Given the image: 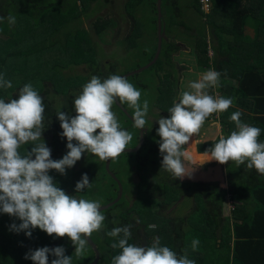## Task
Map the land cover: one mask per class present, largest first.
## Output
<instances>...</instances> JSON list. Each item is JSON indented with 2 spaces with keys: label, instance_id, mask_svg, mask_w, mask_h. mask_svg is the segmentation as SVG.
Here are the masks:
<instances>
[{
  "label": "trees",
  "instance_id": "trees-1",
  "mask_svg": "<svg viewBox=\"0 0 264 264\" xmlns=\"http://www.w3.org/2000/svg\"><path fill=\"white\" fill-rule=\"evenodd\" d=\"M112 3V0H0V17L7 18L9 14L16 17V23L11 26L7 19L0 21V33L6 37H0V74L13 85L10 89L0 88V99L7 102L18 98L19 89L32 84L43 97L45 128L42 138L51 149L53 160L61 159L68 151L67 139L61 136L63 130L57 111L74 117V99L94 75L101 80L112 74L127 78L141 91V103L148 99L150 109L154 105L160 115L170 117L168 109L172 107L179 88L178 72L172 59L177 51L172 48L175 44L173 39L180 27L192 31L196 25L199 28L194 39L193 56L198 70L211 68L221 72L220 87L210 90V94L232 98L234 103L228 111H241V121L259 127V140L264 142V0H244V3L241 0H210L207 12L201 10L199 0H126L124 10L132 20L130 33L125 38L127 53L123 58H117L113 65H108L107 71L101 72L102 56L92 46L82 28V21ZM87 9L88 14H83ZM108 25V22L96 19L94 29L100 34ZM206 38H210L207 43L204 41ZM158 39L160 51L157 60L162 70L171 75V79L161 82L154 75L155 64L131 70L135 55L149 58V62L153 60ZM208 49L212 51L211 59L206 56ZM77 68H82L84 74L74 73ZM140 73L150 74L151 80L146 85L139 82L137 75ZM59 98L63 100L57 102ZM113 108L126 121V124L122 123L126 128L121 126L122 129L129 132L135 129L132 135L135 148L118 157L121 162L126 159L123 162L129 164L131 174L132 168L133 172L142 173L141 176L149 174L154 188L158 186L164 190L167 202L170 198L173 201L177 199L176 192L186 195L188 189L184 186L182 191H177V181L185 184L161 168L160 137L152 123L146 119L145 128L139 130L132 126L133 109L118 101ZM116 111L113 112L116 114ZM147 115L157 118L150 111ZM220 126L221 134L225 136L236 130L225 123H220ZM154 135L158 144L152 141ZM217 140L197 145V153L205 154ZM31 147L23 145L19 151L23 155ZM186 147L189 160H198L200 156L193 146L187 144ZM115 160H105L100 164L99 157L84 153L72 168L66 169V174L49 171L54 182L66 194L109 203L102 208L106 217L104 227L93 232L88 239L84 257L75 256L74 245L67 236H49L39 228L32 230L31 237L23 231H11L10 226L13 223L19 225L21 221L0 212V264H33L24 258L25 254L45 246H63L65 255L72 256V264H112V258L121 250L111 247L116 238L109 237L107 232L128 224L132 225L129 243L135 244L141 231L144 246H151L158 237L161 246L170 247L178 255L186 253L196 264H264V175L258 174L254 168L248 169L246 164L237 166L232 161L223 164L231 178L227 190L213 186L196 192L195 196L200 199L197 207L202 208V221L190 219L192 211L171 225L170 221L159 216L157 222L152 213L140 209L138 201L143 203L142 197L138 198L140 194L132 196L136 219L128 214L130 210L122 200L126 185L120 178L123 175L112 167ZM84 173L92 187L76 193L75 185ZM168 179L175 191L167 190ZM137 187L135 189L139 190ZM228 195L234 196V211L222 218ZM149 225L156 227L150 228ZM194 238L200 241L196 251L191 247ZM54 258L49 255V264Z\"/></svg>",
  "mask_w": 264,
  "mask_h": 264
},
{
  "label": "clouds",
  "instance_id": "clouds-1",
  "mask_svg": "<svg viewBox=\"0 0 264 264\" xmlns=\"http://www.w3.org/2000/svg\"><path fill=\"white\" fill-rule=\"evenodd\" d=\"M199 4L205 12L210 8V0H199ZM5 19L10 26L16 23V17L12 14L7 18L0 17V21ZM220 78L221 72L215 69L202 72L198 79L189 82L188 90H182L173 101V106L168 109L170 117H160L157 121L161 168L176 180L192 177V169L185 164L189 157L184 146L194 134L200 132L210 116L223 113L233 106L232 98L218 93L210 94V90L220 87ZM12 87V82L0 74V88ZM117 101L134 110L133 126L144 129L150 102L144 99L141 103V91L120 75L112 74L103 80L94 75L74 99V117L57 111L63 130L61 136L67 139L68 151L61 159L53 160L51 149L42 138L45 128L43 97L32 84L20 88L18 98L7 102L0 99V212L21 221L19 225L13 223L11 231H23L31 237L32 230L39 228L49 236H67L74 245L75 256H85L88 239L93 232L104 227L106 217L102 211V201L78 199L66 194L54 182L49 171L66 174V169L72 168L84 153H92L105 161L115 160L125 152L133 137L132 133L121 128L112 111ZM241 116L239 110L231 114L230 120L234 122L236 130L227 136L221 134L205 154L220 164L229 161L237 166L246 164L248 169L254 168L258 174L264 175V142L259 140L261 129L242 122ZM23 145L32 147L22 155L19 150ZM224 173L222 184H210L218 189V186L227 184L225 170ZM180 183L188 187L192 182L180 180ZM91 187L92 183L84 173L76 183L75 191L79 193ZM223 208L229 214L234 211V196H227ZM131 228L132 225L128 224L107 232L109 237L116 238L111 247L121 250L112 258V264H196L186 253L178 255L170 247L161 246L158 237L151 246L129 243ZM199 244V239L194 238L192 250L196 251ZM49 255L55 257L51 264H72V256L65 255L63 246L29 250L24 258L30 259L33 264H49Z\"/></svg>",
  "mask_w": 264,
  "mask_h": 264
},
{
  "label": "rangeland",
  "instance_id": "rangeland-1",
  "mask_svg": "<svg viewBox=\"0 0 264 264\" xmlns=\"http://www.w3.org/2000/svg\"><path fill=\"white\" fill-rule=\"evenodd\" d=\"M113 3L112 5H109L107 7H104L103 10H101V12H99L98 14L89 17L87 19H83L82 21V28L86 31L87 35L89 36V40L92 44V46L95 48V51H97V54L101 55L102 58H100V71H107L108 69V65H113L114 63H116L117 58H123L127 51H125V47H126V42H125V38L127 37V35L130 33L131 30V26H132V20L129 18V16H127L125 10H124V5L126 3V0H112ZM242 3H244V0H241ZM89 9H87L86 11L83 12V14H88ZM96 19H101L104 22H108V26L100 33L97 34L96 30L94 29V22ZM198 25H196L192 31H186V29H184L183 27L179 28V32H177V36L173 39L174 43L173 44V49H177V51L173 54L172 59L174 64L176 65V70L178 72V81L180 80V75L182 73L185 72V70H187V67L185 66V61L187 59V55H189V57H193V48H194V39L195 37L198 36ZM0 35H2L0 33ZM0 37H5V36H0ZM6 38V37H5ZM210 38H206L204 41L205 43L209 42ZM209 51V49L207 50ZM208 59L212 58V51L210 50L209 52H207ZM149 58H145V57H138V56H133L132 58V63H131V70H134L136 67L142 69L145 68L149 63ZM161 68V63L158 61L155 65V69H154V73H156L157 71L159 72ZM122 70V69H121ZM121 70H119L121 72ZM136 71V70H135ZM134 71V72H135ZM140 71V70H138ZM137 71V72H138ZM74 73H83L82 68H77L76 70L73 71ZM150 72H153L152 70H150ZM193 72L196 73H202L204 71L201 70H196L194 69ZM84 74V73H83ZM130 74V73H129ZM140 75V76H139ZM139 82L142 85H146L149 82L150 79V74L148 73H140L137 75ZM151 80V79H150ZM161 82V81H159ZM178 87H180V85H178ZM183 87V86H182ZM180 92V88H178V93ZM179 95V94H178ZM177 95L176 99L179 97ZM174 99V100H176ZM63 98H59L57 100V102L62 101ZM172 106H173V102H172ZM152 108L149 110L151 113H154L155 116H157V118L153 117V115H151L152 117H147L148 120L152 123V127L158 129L159 125H158V119L160 117H166L165 115H160L161 113L156 110L157 107H155L154 105L151 106ZM132 108H130L131 110ZM113 111H116L113 108ZM227 112V111H226ZM228 115L225 116V118H220V115L217 116H213L209 118V123L204 124V126L201 128L200 132L198 134H194L195 135V141L193 139H190V141L188 142L189 146H193L194 144L197 143V141H199L200 139L198 137H200L202 134H205L207 131L212 132L214 131V129H216V136L220 135L221 132V126L220 123H226L227 125H233L234 122H232L230 120V116L233 112H227ZM116 116L117 119L120 123V125L122 127H125L126 121L124 119H122L121 115L119 113H117L116 111ZM133 126V125H132ZM125 130V129H124ZM98 131V130H97ZM135 129H131L130 133H132V135L134 134ZM64 138V137H63ZM155 135L152 138V141H155L157 144L159 143V141L155 140ZM212 138L210 136H208V134H205V138L202 139L201 141H209ZM134 142H130L127 147L125 149V152L122 153L121 155L127 153V151H130L131 149H134ZM199 143L196 144V147ZM195 147V148H196ZM196 150V149H195ZM187 152V151H186ZM193 153V152H192ZM191 153V154H192ZM194 159V157H193ZM126 159H122V162H125ZM200 160V161H198ZM198 160H189L188 162L196 165V166H200V165H205L206 163H218L215 160H211V157H207L205 158H201ZM162 161V159H161ZM120 158H116L115 161L112 162V167H114L115 171L118 172V174H122L123 176L120 177L122 179V181L124 182L125 186V192L123 194V198L122 200H127V206L126 209L130 210L128 214H130L134 219H136V215L137 214H133L134 210L133 209V200L134 198L132 197L133 195L138 196V194H140V196H138V198L143 199V203H139L138 201V207L141 209H144L150 213H152L155 217V219L157 222H159V217H161L162 219L168 220L170 221V224L172 225L173 222H177L179 219H183L185 217H187V215H190V213L192 211H194V213L192 212L190 219H196L199 222L202 221V208L199 206L197 207V205H200V199L195 196L197 195L196 192L201 190H205V188H210L213 187L211 184L208 185H197L200 188H196L194 186H188L185 187L186 189H188V193L186 195H183L182 193H177L176 192V200H172V198H170V201L167 202L164 199L167 198V195H163L164 190L162 188H154L153 183L151 182V176L149 174H145V176H141L142 173L140 172H133V168H132V174H131V170L129 168V164L127 163H122ZM187 161H185V163H188ZM197 162V163H195ZM100 164L103 163L102 160L99 161ZM122 163V164H119ZM188 163V164H189ZM190 165V164H189ZM131 166V165H130ZM128 175V177L126 176V173ZM131 174V175H130ZM171 180L168 179L167 180V190H174L173 188H171L170 184ZM225 181L227 184H225L224 186H218L220 187V190H224L226 191L228 188V183L231 181V178L228 176V173L226 172L225 175ZM175 184V183H174ZM178 181H177V191L180 192L182 191L184 188L183 186L185 185H178ZM185 184V183H183ZM135 186H139L137 187L136 190ZM176 186V185H175ZM174 186V187H175ZM144 192L145 194H143L141 192ZM185 193V192H183ZM150 196L151 198H153L154 200H156V202H154L153 200L149 199ZM165 196V197H164ZM106 199V198H105ZM100 200V199H99ZM102 201V208L106 207L109 203L105 202L104 200ZM146 202V203H145ZM159 202V204L157 203ZM166 202V203H164ZM226 206V204H225ZM157 214V216H156ZM147 214H145L144 216H146ZM159 216V217H158ZM229 216V211L225 212L224 208L222 210V218L228 217ZM187 221V220H186ZM176 225V224H175ZM175 225H173L174 227H176ZM156 226V225H155ZM135 244L140 245V246H144L145 245V241L143 238V234L141 231H139V236L138 238L135 240Z\"/></svg>",
  "mask_w": 264,
  "mask_h": 264
},
{
  "label": "crops",
  "instance_id": "crops-1",
  "mask_svg": "<svg viewBox=\"0 0 264 264\" xmlns=\"http://www.w3.org/2000/svg\"><path fill=\"white\" fill-rule=\"evenodd\" d=\"M187 56H188L187 59L184 60L185 64H186L185 66L187 67V70H185V72L180 75V78H179L180 80L178 82V84L180 85V87H179L180 88V92L178 94H180L182 90H188L189 82L198 79L199 75L201 74V73L193 72L194 69H196V70L198 69L197 68V61H195L196 58L194 56L193 57H189V55H187ZM157 62H158V60H157ZM156 63H155V65H156ZM154 75H155L157 81H163V80L171 79V75L168 74L167 72L163 71L162 68H160L159 72L157 71L156 73H154ZM227 112H230V111L227 110ZM227 112L225 111V112L220 113V114H213L210 117L220 115V118L222 119V118H225V116L228 115ZM147 117H151V116L147 115ZM147 117H146V119H148ZM209 118H208L207 121H209ZM206 123H209V122H206ZM231 126L235 127V124H233ZM216 132H217L216 129H214V131H212V132L207 131L205 134H208V136H210L212 139L209 140V141H204V142L201 141V140L205 138V134H202L200 137H198L200 139L199 141H197V143H199L198 145H200V144H208V143H211V142L215 141L216 139H218V137L221 135V132H220V135H218V136L215 135ZM195 135H193L192 136L193 138H191L194 141H195ZM196 144H194L193 149H194L195 153L200 156L199 159H201V158H205L206 159L207 157H209V155L197 153V151L195 150L196 149L195 148ZM185 149H187L186 145H185ZM195 163H197V162H195ZM214 163H216V162H214ZM209 164H213V163H209ZM224 211L226 212V208H224Z\"/></svg>",
  "mask_w": 264,
  "mask_h": 264
},
{
  "label": "water",
  "instance_id": "water-1",
  "mask_svg": "<svg viewBox=\"0 0 264 264\" xmlns=\"http://www.w3.org/2000/svg\"><path fill=\"white\" fill-rule=\"evenodd\" d=\"M159 32V30H158ZM160 39H158V47L157 51L155 53V56L153 60L148 64L145 68L150 67L152 64H155L157 62L158 56H159V48H160ZM144 68V69H145ZM224 167L223 164L220 163H213L209 165H205L196 171L192 172V177L188 178L185 177L183 179H180L181 181H189L192 183H197V182H204L205 180H210L212 183H223L224 182Z\"/></svg>",
  "mask_w": 264,
  "mask_h": 264
},
{
  "label": "flooded vegetation",
  "instance_id": "flooded-vegetation-1",
  "mask_svg": "<svg viewBox=\"0 0 264 264\" xmlns=\"http://www.w3.org/2000/svg\"><path fill=\"white\" fill-rule=\"evenodd\" d=\"M205 165H209V163H206ZM205 165H200V166H196V165H190L191 167V169H192V172H194V171H196L197 169H199V168H201V167H203V166H205ZM191 169H189V170H191ZM225 174V173H224ZM190 183V182H189ZM211 183V181L210 180H205L204 182H197V183H190L191 184V186H196V188H200V187H198L199 185H208V184H210ZM198 185V186H197Z\"/></svg>",
  "mask_w": 264,
  "mask_h": 264
},
{
  "label": "built area",
  "instance_id": "built-area-1",
  "mask_svg": "<svg viewBox=\"0 0 264 264\" xmlns=\"http://www.w3.org/2000/svg\"><path fill=\"white\" fill-rule=\"evenodd\" d=\"M204 7H206V5Z\"/></svg>",
  "mask_w": 264,
  "mask_h": 264
}]
</instances>
